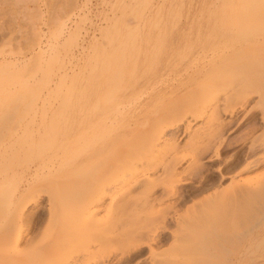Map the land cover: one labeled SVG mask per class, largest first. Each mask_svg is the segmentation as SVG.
I'll return each instance as SVG.
<instances>
[{
  "label": "rangeland",
  "instance_id": "1",
  "mask_svg": "<svg viewBox=\"0 0 264 264\" xmlns=\"http://www.w3.org/2000/svg\"><path fill=\"white\" fill-rule=\"evenodd\" d=\"M235 55L255 59L254 83L264 87V0H0V264H152L173 255L169 264H264V189L228 190L234 177L264 183V148L248 153L264 142V102L251 93L230 117L224 100H236L249 72L208 73ZM186 74L192 84L171 93ZM194 93L178 149L142 153L141 133L166 113L181 119L187 108L166 106ZM210 122L230 124L227 148L219 159L211 151L181 185L193 192L209 180L207 192L185 193L165 222L149 216L175 199L150 210L121 206L134 181L163 179L167 163L194 168L191 136ZM130 173L133 182L121 183ZM110 190L115 201L86 203ZM215 193L229 200L197 206ZM129 233L164 239L126 262L106 240Z\"/></svg>",
  "mask_w": 264,
  "mask_h": 264
},
{
  "label": "bare ground",
  "instance_id": "2",
  "mask_svg": "<svg viewBox=\"0 0 264 264\" xmlns=\"http://www.w3.org/2000/svg\"><path fill=\"white\" fill-rule=\"evenodd\" d=\"M233 58V56H231ZM235 57H237L235 55ZM254 59V58H252ZM231 60V59H229ZM224 61V60H222ZM258 61V60H257ZM221 62V61H220ZM222 63V62H221ZM228 63V62H227ZM229 63H232V65L227 64V66H224L223 68H216V64L209 70V74H215V75H220L226 71H235L236 69L244 68L247 72H249V75L245 76L246 78L241 80V83L243 85L241 86L240 89V95L236 98L234 102H232L231 96H227L224 100L225 105L231 107V110L228 111V115L230 117H234L237 114V107L239 106L240 108H245V106L249 103L251 100V93H256L260 97L261 103L264 102V87L257 88L256 84L254 83L255 81V76H256V69H255V59L254 61H250L247 56L246 57H237L234 60H231ZM219 64V63H218ZM226 64V63H225ZM251 65L250 69L248 65ZM221 65V64H220ZM219 65V66H220ZM222 66V65H221ZM247 66L248 68H246ZM190 72V71H189ZM242 73V72H241ZM193 77L194 75L186 74V77L184 78L186 82H177L175 85L172 86L171 88V93H175L179 89H183L185 87H188L192 84L193 82ZM253 86V87H251ZM230 88H232L231 85H229ZM198 93H194L192 96V99L190 102H185V101H173L171 100L169 104H167L166 109H171V111H180L185 110L184 116L182 115V118L176 120L172 116L173 114H165L164 118H160L157 122L152 124L151 128L149 131H145L141 133L142 137V153L148 154L154 150H157L163 155H169L172 152H175L178 149L179 142L177 138V133L181 132L182 125L184 124L185 121H187L188 117L193 114L196 105V99L195 95ZM213 92H207L206 95H211ZM201 96V95H200ZM194 109V110H193ZM239 109V108H238ZM255 110V107L252 108V113L250 119H253L255 117V113L253 111ZM192 112L190 115L188 113ZM264 112V111H263ZM189 115V116H188ZM204 114L201 115H196L195 119H202ZM227 116V115H226ZM213 117L211 116L210 119ZM264 118V116H263ZM214 122V121H213ZM171 125H170V124ZM169 124V125H168ZM211 127L208 129L204 130L202 134L197 131L191 136V141H190V146H189V154L188 156L191 157L192 161L195 164V167L192 168L191 170H187L186 172L179 173L177 170V163H167V165L164 168V171L166 172L165 177L163 179H154V180H148V179H143L141 181H134V188H132L129 191V195L127 197H124L122 200H120L119 203H121V206L125 207H131L137 203L142 204L144 209L155 206V204H161L164 203L166 200L170 199H175L176 201L171 203L166 208L160 209L159 211L153 213L152 215L149 216V219L151 221H160L163 220V222L167 221L168 218V213L170 212L171 209L176 208L179 205L185 204L186 203V198H185V193L189 195L190 193H193L195 196H200L203 193L207 192L211 186H209L207 183L209 180L201 179L199 187L194 190L193 192H187V191H182L181 192V185L184 184L185 182H191L193 179H196L198 177V173L201 171V166L200 162L211 152H215V158H220V154L222 150H225L227 148L226 146V139L224 138L223 132L227 129V127L230 124H224L220 123L217 125V127H214V124L211 123ZM214 127V128H213ZM186 129V133H187ZM171 132L169 135V139H164L168 134ZM250 135L247 136L246 139L249 138ZM201 138V139H200ZM156 140V141H155ZM182 140V139H180ZM264 141V140H263ZM264 143V142H263ZM262 143L261 146H256V142H253V144L249 147L248 153H255L258 151L260 148H264V144ZM263 150V149H262ZM240 152V151H238ZM238 155V154H237ZM240 155V154H239ZM214 156V155H213ZM234 158V157H233ZM243 158V157H242ZM262 159V158H261ZM260 159V160H261ZM236 160V159H235ZM244 160H239L238 163L231 169V173L237 170L243 163ZM234 162V161H233ZM164 163V162H163ZM257 163V162H256ZM229 164V163H228ZM234 164V163H233ZM250 164H248L244 170H249ZM132 173H130V177L124 176L122 179L123 184L127 183H132L133 178H135L134 174L131 176ZM178 177L179 175H181ZM187 176L189 178L183 179V176ZM231 185L229 186L228 190L229 193L231 194H240L244 192H252L254 191H261V188L264 189V183L259 184L257 187H247L248 183H245L241 180H238L237 177H234L231 179ZM215 183L212 184L214 186ZM145 190H144V189ZM143 189V190H142ZM161 189L162 190V195L160 197H155L156 192ZM142 190V192L140 191ZM90 194V193H89ZM88 194V195H89ZM136 194H143L140 197H135ZM223 194V197H219L220 195ZM88 197V196H87ZM111 198L112 200H116V197L112 190L109 192H105L103 194H93V196H90V198H87L86 203H90V207H94L96 205H100L102 202L105 201L106 198ZM135 197V198H134ZM134 198V199H133ZM219 200H223V202H227L229 200L228 194L224 193H215L211 197L207 198L205 201H201L198 203L197 206L201 207H211L215 203H217ZM87 206V207H88ZM81 207V206H80ZM85 208V207H84ZM85 211V210H84ZM92 213H89L87 220L92 219ZM180 220V219H178ZM177 220V221H178ZM130 235H123L122 238H107L106 240L107 244L110 242H115L120 246V251L122 254V258L126 259V262L134 261L136 258L142 256L144 252H146V249H150L151 251H155L153 249V244L160 243L164 238H127ZM175 239V238H173ZM179 239V238H178ZM178 239L174 241L173 245L178 243ZM105 243H102L103 245ZM180 247V246H178ZM90 253L87 255L89 256ZM165 255V254H161ZM176 255L173 256H168V257H163L161 260H154L152 264H169L172 258H175ZM88 261L83 260L81 264H87ZM96 264H100L99 262H96ZM103 264V263H101Z\"/></svg>",
  "mask_w": 264,
  "mask_h": 264
}]
</instances>
